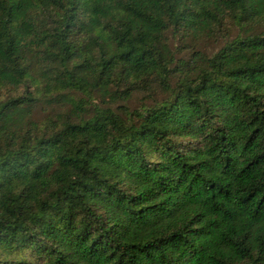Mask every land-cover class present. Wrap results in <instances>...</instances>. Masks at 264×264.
<instances>
[{"label": "trees", "instance_id": "obj_1", "mask_svg": "<svg viewBox=\"0 0 264 264\" xmlns=\"http://www.w3.org/2000/svg\"><path fill=\"white\" fill-rule=\"evenodd\" d=\"M0 264H264V0H0Z\"/></svg>", "mask_w": 264, "mask_h": 264}, {"label": "rangeland", "instance_id": "obj_2", "mask_svg": "<svg viewBox=\"0 0 264 264\" xmlns=\"http://www.w3.org/2000/svg\"><path fill=\"white\" fill-rule=\"evenodd\" d=\"M174 42V47L176 46V42ZM222 44L219 43H207V44H202L200 46V50L202 52H204L207 55H211L213 53H215L217 51V49L221 46ZM181 49H178V51H180ZM75 97H79L81 95L79 94H75ZM141 96L138 93H135L134 96L132 97V99L127 103V106L132 109L135 108L136 106L139 105V103L141 102ZM96 102H99V100H97ZM127 107V108H128ZM122 110V109H121ZM120 110V111H121ZM119 111V113H120ZM47 116H48V111H47V106L45 104H39L37 106V108L34 110V112L32 113V119L34 122L37 123L38 126H40V128H42L44 126V124L47 123Z\"/></svg>", "mask_w": 264, "mask_h": 264}]
</instances>
